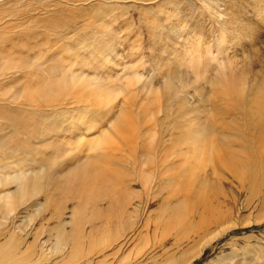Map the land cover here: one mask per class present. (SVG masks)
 <instances>
[{"label": "rangeland", "instance_id": "rangeland-1", "mask_svg": "<svg viewBox=\"0 0 264 264\" xmlns=\"http://www.w3.org/2000/svg\"><path fill=\"white\" fill-rule=\"evenodd\" d=\"M218 89L232 94L214 97ZM255 95H264V0H0V140L8 146L0 175L48 170L57 180L13 213L14 221L0 218V244L13 232L21 236L19 248H8L9 264L67 262L72 243L57 247L56 227L72 230L81 201L65 198L59 209L47 206L49 193L62 199L58 183L95 153L87 143L109 141L104 133L122 117L128 128L113 134L111 166L132 198L121 219L104 216L115 208L111 195L97 203L100 217L81 224L82 260L73 264H264L259 153H251L241 183L223 173L219 184L211 175L222 190L211 203L195 186L190 200L181 197L183 185L170 178L184 169L170 166L180 157L161 166L163 179L154 170L166 149L177 152L189 126L191 134L210 128L212 106L258 111L239 104ZM244 132V139L228 132L240 159L253 140L251 128ZM16 189L0 187V194ZM219 215L228 220L209 225Z\"/></svg>", "mask_w": 264, "mask_h": 264}, {"label": "bare ground", "instance_id": "bare-ground-1", "mask_svg": "<svg viewBox=\"0 0 264 264\" xmlns=\"http://www.w3.org/2000/svg\"><path fill=\"white\" fill-rule=\"evenodd\" d=\"M94 91L97 95H100V92L102 93V91L99 92V90ZM212 91V95L217 98L220 96H228L232 94V92H224L221 89ZM244 103H247L252 108L256 107L259 110H248V112L240 110L227 111L223 110L219 104L214 107L212 106L208 116L210 124L209 129H199L196 130L195 133L191 134V127L189 126L187 134L181 138H178L179 143L174 147L177 152L173 151V147L168 148V150L166 149L164 152L165 155L160 156V159L155 162L158 165H155L157 167H155L154 170L158 169L156 170V172L157 175H160L162 172L161 166L164 168L165 165L173 161L171 158L175 156L180 157L179 159L174 158L175 162L173 161V164H168V166L170 165L179 167L184 165V169L181 170L182 173L179 174V176L173 174L171 175L172 177L170 176V178H172L171 182H178L179 185H183L184 189L182 190L183 194H181V197L184 198V200H190L191 197L195 195L197 190L195 189V187H199L205 193L204 197L210 203L212 197L217 198L219 194H222V190L217 186V184L210 181L211 175H213L212 177L216 179L219 184L224 183L223 178L225 177L223 176V173L228 174L230 177H232V180L234 179L240 183L248 179L250 174L245 173V171L248 164L250 165V158L252 157L250 155L254 150L256 153L260 154L261 164L264 163V95H255L254 97H240L239 104L243 105ZM257 116L259 118H255ZM251 119H257V121L253 122ZM128 123L129 119L122 117L116 124L112 123L109 127V130L104 133V135L110 138H108L109 141L99 142V139H95L92 143H87V145L94 144L93 151L95 153L91 157H88L86 161H83V163H80L75 168L70 169L69 173L64 177L62 183H58L60 185L57 189H59V191L62 193V199H59L60 201H58L57 199L55 200L53 194L49 193L48 200L46 201L47 206L49 204H59V206L56 207H60L59 209H61V204H63L62 202H64L65 198L68 197H79L81 201L80 207L76 211L75 219L73 218L74 221L72 230H70L68 233L65 232V224H59L56 227L57 235L55 245L57 247L66 246L67 241H71L72 243L73 252L69 256L67 262H64V264H73L81 259V248L83 246V243L81 241V226L86 220V217H88L89 219L100 217L98 216L100 215V212L97 210L96 205L103 197L106 198V196L111 195L113 197V202L115 203V208L104 214L107 220H111L114 217H116L117 219H121L126 213L127 206L132 198V195H130L126 190L123 191V189L120 188L123 176H121L118 169H115L111 166L114 163L112 156H115L116 150L113 146H111L110 141H112L113 134L120 135L125 133L128 128ZM92 124L87 125L86 129H93L96 125ZM247 128H251V130L253 131V140H251V143L247 142L246 145L244 144L242 146L241 156H243V158L240 159V151L238 152L234 146L235 138L229 137L230 134L228 135V132L230 130H236L237 134H242V137L244 139V131H246ZM150 129V131H153L155 127H151ZM237 141L239 143L240 140L237 139ZM242 142L244 143V141ZM7 147L8 146L5 144V142H0V151L5 149L8 150ZM130 152H135L132 150V146H130ZM23 164L25 165L24 162ZM22 167L24 166L22 165ZM4 168L8 169L9 167L5 166ZM200 172L204 173L205 176H199L200 178L197 177L198 173ZM208 172L210 173V175L208 174ZM149 173H151V175L154 174L152 173V169L151 172L149 171ZM167 175L168 174H166V176L164 177H167ZM192 178L194 179V181H196L195 183L190 182ZM142 179L141 182L144 179L146 180H144V185L147 188L148 184L146 185V183L150 181V178H144L143 180ZM55 181L57 180L53 178L52 174L48 170H40L38 172L30 174L26 173L22 168L15 175L7 174V171L6 173H3V175H0V187H8L12 184H16L17 186V189L14 191H5V193L0 194V218L6 220L9 219L10 216L13 215V213L16 214L21 206H23L26 202L28 203L31 198H36L35 196L41 194V192L48 188H53L52 186L55 184ZM193 186L195 187L192 188ZM145 193H147L148 196L149 192L147 190H145ZM173 195L176 196L177 192L174 191ZM46 208L47 207L45 203L41 209L39 208L38 213H41ZM212 211L213 206L208 209V213H212ZM35 217L36 216H34L31 220H34ZM12 218L13 217H11L10 219ZM227 220L228 218H226L225 216L219 215L213 221L211 219L210 223L209 220L205 218L203 221H201V224H203V226L205 225V227L209 226L210 224H216L217 226H220ZM175 221L182 224V222H185V219L179 216ZM1 224H3V222ZM21 230L24 231L23 228H20V231ZM20 237L21 236L18 235L16 236V232H13L12 234H10L9 238L4 241V244H0V264L10 263L12 252H10L8 248H19L21 244V239H19ZM110 245L111 244H109V246ZM91 249L93 250L94 248ZM118 249H120V247Z\"/></svg>", "mask_w": 264, "mask_h": 264}]
</instances>
